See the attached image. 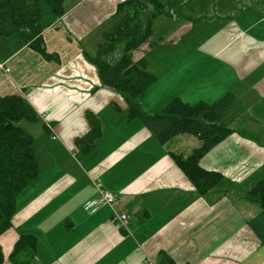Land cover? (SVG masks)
<instances>
[{
    "label": "crops",
    "instance_id": "obj_1",
    "mask_svg": "<svg viewBox=\"0 0 264 264\" xmlns=\"http://www.w3.org/2000/svg\"><path fill=\"white\" fill-rule=\"evenodd\" d=\"M86 1L65 0L64 13H53L49 24L42 16V51L37 37L27 42L17 33L14 44L0 52V63L6 62L0 93L22 94L45 115L34 126L41 176L22 191L13 224L0 236L1 264H14V244L30 234L37 247L29 264H158L163 252L177 264H264V245L249 225L261 207L245 197L264 178V0L227 1L223 27L209 39L201 36L190 52L210 59L178 60L176 80L158 77L146 89L141 97L151 115L146 122L128 119L127 100L102 82L88 44H82L112 15L110 6L124 0H101L110 10L98 16L81 7ZM168 12L165 16H173ZM198 19L207 24L211 17L202 13L192 28ZM66 42L79 46L68 44L66 53ZM34 47L42 56L36 69L21 56ZM197 62L203 73L197 74ZM209 62L214 65L206 70ZM229 91L236 101L222 122L234 132L200 160L222 179L201 194L169 153L177 149L171 142L189 153L200 137L178 134L163 143L156 134L164 121L159 114L198 116ZM88 113L99 118L101 134L85 151L75 139L89 130ZM102 189L115 194L114 205L88 211L86 205L100 199ZM114 209L128 215L124 224Z\"/></svg>",
    "mask_w": 264,
    "mask_h": 264
},
{
    "label": "trees",
    "instance_id": "obj_2",
    "mask_svg": "<svg viewBox=\"0 0 264 264\" xmlns=\"http://www.w3.org/2000/svg\"><path fill=\"white\" fill-rule=\"evenodd\" d=\"M45 2L56 14L65 11V0H0V36L21 34L31 42L39 40L43 50L41 4ZM163 0H124L118 3L117 11L124 15L105 30V37L98 45L96 56L89 60L97 68L104 84L115 87L128 102V119H151L144 110L141 97L146 89L157 81V75L148 71L146 56L135 61L133 50L149 42L154 35L153 20L165 16ZM155 42L151 43L153 45ZM42 48H41V47ZM236 101L233 92H226L208 104L198 116L159 114L164 120L156 131L165 143L177 134L197 135L201 144L189 153L170 150L174 161L183 169L199 193L205 194L217 185L222 175L204 169L201 158L211 151L233 131L222 122L227 110ZM35 108L22 94L0 93V236L12 226L16 202L22 191L41 176L38 149L34 136L21 121L36 123L39 118ZM89 130L75 139L77 146L85 151L93 148L101 134L99 118L88 113ZM245 197L260 205L261 210L249 219V225L264 245V178L245 193ZM37 237L21 235L10 254L14 264H29L35 256ZM4 253L0 243V264ZM158 264H177L166 253H160Z\"/></svg>",
    "mask_w": 264,
    "mask_h": 264
},
{
    "label": "rangeland",
    "instance_id": "obj_3",
    "mask_svg": "<svg viewBox=\"0 0 264 264\" xmlns=\"http://www.w3.org/2000/svg\"><path fill=\"white\" fill-rule=\"evenodd\" d=\"M166 4L165 10L171 11L173 16H160L153 20V29L154 35L149 42L144 43L139 48L133 50L132 56L135 61L139 60L140 58L146 56L149 60L148 71L160 77V81L162 82L164 79H174L178 78V74L174 71L175 65L178 63V60H182L188 57H198L196 55L190 54L193 52V48L199 46L201 41H198L201 36H206V39L211 38L214 35V30L220 29L223 27V23L227 21L226 17L227 14L223 13V10L227 9V1L230 0H187V1H179V0H163ZM66 5V3H65ZM118 5V4H117ZM116 6H110L112 9L110 16H106L102 21L100 20V26L104 29H100L99 25H95L94 28L90 31L89 37L85 42L82 41V44L87 43L89 46L88 52L90 58H93L97 54L98 45L100 42L104 40L105 37V30L116 23L119 19L122 18L124 15L123 11H117ZM208 5V7H207ZM193 7L195 11L199 12L202 8V12L194 13L190 10V7ZM42 7V16L44 18L43 24L48 21V24L53 19V11L49 8L45 2L41 4ZM81 7L83 9H90L92 10V16H98L101 12H105L110 10L108 7V3L101 1V0H88L85 3H82ZM235 7V6H234ZM108 9V10H107ZM114 9V10H113ZM174 11L179 13L174 14ZM202 13L205 18L211 17V20L204 24L202 20L198 19L197 26L192 28L194 25L196 17H201ZM169 14V12L167 13ZM234 16H235V8H234ZM184 27V28H183ZM20 35V34H19ZM182 35L185 36L184 40L182 39ZM18 34H15L11 38L0 36V52L8 45L11 46L17 39ZM3 41H8L9 44H5ZM156 44L151 46V43L155 42ZM68 42V41H67ZM65 43L66 45L77 44L79 43ZM33 46V44H31ZM67 46L65 49L66 53L70 50V46ZM28 46V45H27ZM199 52L203 53V50ZM208 53V51L205 50ZM22 57L28 58V61L32 64L34 63V69L37 67V59L42 61V56L37 54V50L30 48L28 55H25L23 52L21 54ZM198 58L209 60L210 55H201ZM212 60V59H211ZM3 63V62H2ZM2 63H0V69L2 68ZM6 63V62H5ZM4 63V64H5ZM201 65V62L196 63L197 74L203 73L204 71H199L198 67ZM213 63L209 62L208 67L206 70H209L213 67ZM96 67V66H95ZM89 74L93 73V69L88 66ZM97 69V68H96ZM6 71V70H5ZM7 72V71H6ZM0 79H2V74L0 72ZM158 80V79H157ZM155 83V82H154ZM153 83V84H154ZM160 83V82H159ZM152 84V85H153ZM159 85V84H157ZM166 87V86H164ZM37 116L40 119H44L45 115L38 114L35 111ZM44 121V120H43ZM21 124L26 127V129L34 136L35 138V145L37 147V133L39 130H36L37 125L36 123H30L27 121H21ZM45 125L50 130L52 124L49 126L46 122ZM54 134V131H52ZM178 135V134H177ZM175 137V136H174ZM40 142H43V139L39 138ZM170 145L175 147L176 152H181L182 150H178V148L182 149V147H177L174 142H171ZM188 152V151H187ZM184 152V153H187ZM44 154L43 151H39V155Z\"/></svg>",
    "mask_w": 264,
    "mask_h": 264
},
{
    "label": "built area",
    "instance_id": "obj_4",
    "mask_svg": "<svg viewBox=\"0 0 264 264\" xmlns=\"http://www.w3.org/2000/svg\"><path fill=\"white\" fill-rule=\"evenodd\" d=\"M2 65L4 66L3 63H2ZM97 185H98V187H100L101 183H98ZM115 199H116V196L113 192L102 189L100 199L87 204L86 209L88 211H95L97 208H99L101 206H106V205L113 206ZM114 214H115L116 218H118L122 224H124L128 219V215L124 212L119 211L118 209L117 210L114 209ZM148 264H154V263L152 261H149Z\"/></svg>",
    "mask_w": 264,
    "mask_h": 264
}]
</instances>
